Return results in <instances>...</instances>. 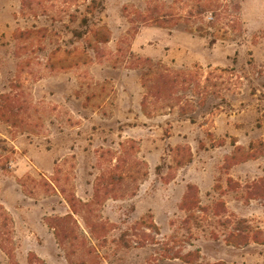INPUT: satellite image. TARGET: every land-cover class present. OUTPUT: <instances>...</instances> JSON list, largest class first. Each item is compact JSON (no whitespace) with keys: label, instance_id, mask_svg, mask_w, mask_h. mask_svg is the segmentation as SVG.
Instances as JSON below:
<instances>
[{"label":"rangeland","instance_id":"obj_1","mask_svg":"<svg viewBox=\"0 0 264 264\" xmlns=\"http://www.w3.org/2000/svg\"><path fill=\"white\" fill-rule=\"evenodd\" d=\"M0 264H264V0H0Z\"/></svg>","mask_w":264,"mask_h":264}]
</instances>
